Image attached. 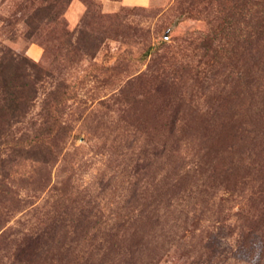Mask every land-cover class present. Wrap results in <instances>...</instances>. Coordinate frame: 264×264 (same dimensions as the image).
<instances>
[{"label":"rangeland","instance_id":"obj_1","mask_svg":"<svg viewBox=\"0 0 264 264\" xmlns=\"http://www.w3.org/2000/svg\"><path fill=\"white\" fill-rule=\"evenodd\" d=\"M141 2L0 0L12 130L56 119L0 166V264H264V0Z\"/></svg>","mask_w":264,"mask_h":264},{"label":"trees","instance_id":"obj_2","mask_svg":"<svg viewBox=\"0 0 264 264\" xmlns=\"http://www.w3.org/2000/svg\"><path fill=\"white\" fill-rule=\"evenodd\" d=\"M69 1L67 0V2ZM0 52V146H3L0 149V166L3 165L7 156L22 151L37 161L47 163L50 161L49 154L53 139L51 137L53 132L51 127L56 123V119L52 118L49 111H45L42 121L33 135H17L12 130L13 125L20 122L26 115L28 107L35 97L36 81L28 72L24 58H20L19 55L10 52L5 47H1ZM31 63L36 68V73L41 71V68L35 62ZM262 115H264V112ZM213 130L216 131L214 128H207L205 131L208 132V135H211ZM2 181V178H0V182ZM259 185L258 187H261V189H258V193L264 190V178ZM256 192L254 191L253 194L256 195ZM113 229L115 227L109 223L98 225L91 236V240H98L101 242L99 244L102 245V242L111 240L117 235V232H112Z\"/></svg>","mask_w":264,"mask_h":264},{"label":"crops","instance_id":"obj_3","mask_svg":"<svg viewBox=\"0 0 264 264\" xmlns=\"http://www.w3.org/2000/svg\"><path fill=\"white\" fill-rule=\"evenodd\" d=\"M141 1H143V0H138V1L135 0V1H133V2H132L131 0H124V2H125V3H128V4H133V3H137V2L143 3V2H141Z\"/></svg>","mask_w":264,"mask_h":264}]
</instances>
